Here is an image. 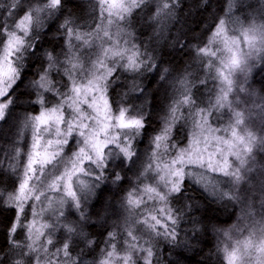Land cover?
<instances>
[{
  "label": "snow or ice",
  "instance_id": "1",
  "mask_svg": "<svg viewBox=\"0 0 264 264\" xmlns=\"http://www.w3.org/2000/svg\"><path fill=\"white\" fill-rule=\"evenodd\" d=\"M73 3L11 0L10 7L0 6V120L14 103V86L23 84L29 54L36 62L31 106H39L20 120L19 136L32 129L23 175L19 171L13 190L4 188L6 200L0 195V264H182L193 259L187 253L205 248L198 264H264V214L256 211L257 205L264 208V17L250 12L235 29L221 18L206 42L179 41L181 51L191 48L195 55L173 75L171 65L139 43L129 26L145 0H84L87 12L95 13L86 20L63 11ZM155 3L148 19L159 34L162 14L171 16L179 0ZM21 5L23 14L15 16ZM232 7L229 0L227 9ZM44 29L52 38L49 47L38 43ZM217 43L224 47L213 51ZM205 57L216 59L204 64ZM120 74L132 82L113 101L110 89ZM148 85L170 86L171 100L141 170L128 176L135 173L137 144H143L138 137L147 127L145 106L157 109ZM197 86L205 94L199 102ZM182 107L193 128L180 147L172 133L189 119L179 114ZM114 152L122 160L110 168ZM186 178L230 201L236 210L232 223H217L206 208L197 215L200 204L193 199L174 204ZM50 192L59 197L56 209L44 206L45 200L52 203ZM37 217L45 221L39 229ZM159 241L169 248L167 260Z\"/></svg>",
  "mask_w": 264,
  "mask_h": 264
},
{
  "label": "trees",
  "instance_id": "2",
  "mask_svg": "<svg viewBox=\"0 0 264 264\" xmlns=\"http://www.w3.org/2000/svg\"><path fill=\"white\" fill-rule=\"evenodd\" d=\"M228 2L229 0H179V5L178 7H175L171 16H165L162 14L160 23L163 27V31L159 34H154L156 23L150 21L148 17L155 12L156 3L155 0H145L144 6L133 11L132 16L129 18V26L134 31L137 41L141 44L147 43L149 50L154 51L157 56L163 58L165 63L171 65L172 74L175 75L182 71L185 68L186 63H190L195 55L191 48L181 51L179 49V41L187 40L197 44L206 42L208 36L211 35L212 30L216 27L217 22L221 18L226 21V26L230 27L233 22L237 23V21H240L235 19L237 16H241L242 20H245L250 12L256 11L258 14L261 12V7L256 5L253 6L250 0H232L233 7L231 11H229L227 9ZM77 3L79 4V7H76ZM239 3L241 5L249 3L252 6H239ZM10 5L11 0H0V6L10 7ZM80 5H85L84 0H75V3L68 4L63 11L65 13L69 11L73 12L80 20H86L95 15V13L87 12V6ZM22 8L23 5H21L20 8L13 10L15 16L23 14ZM2 12L3 10H0V15H2ZM57 15H60V13L58 12ZM15 16L11 19H15ZM0 19H3V17H0ZM51 22V20L48 21V23ZM46 32L47 29H44L38 33L40 36L38 43L42 47H49L52 39L50 35H45ZM1 38L2 34H0V42L2 40ZM210 59L211 57H205L204 64H207ZM191 67L196 69L197 76L200 75L201 79L204 78L202 70L197 65L192 64ZM35 70L36 62H34L33 57L29 54L25 57L24 68L21 72L23 84H20L19 88L14 86L15 90L10 93L14 103L8 106L4 119L0 120V195L4 196L5 200L9 193L4 191V188L7 190H13L15 188L19 178V171L23 165L32 135V129L31 127H28L23 129L24 136H19L20 120L23 114L39 110V106H31V100L35 96V91L31 88L30 82L35 78ZM190 71L192 70L190 69ZM257 78L259 79L260 77L258 76ZM149 79H151V74H148L145 77L144 82L146 85ZM131 82L130 76L127 77L126 74H120V79L117 80L110 89L113 101L119 99L121 92L127 91V85ZM17 83L19 84L20 82L18 81ZM157 87L161 88L159 92H156ZM154 92L155 100L151 101ZM21 93H24L25 95H21ZM28 93H31V95H27ZM147 94L150 101L157 105V109L152 110L149 106H145L147 127L138 137V140H142L143 144H137L138 158L136 160L135 173L129 172L127 173L128 176H132L141 170L147 152L150 151L151 148V137L161 127L160 118L166 113L167 105L171 100L172 90L170 86L161 87V85H156L154 87L153 85H148ZM193 94L194 98L199 97L198 102L205 99L203 86H197ZM51 99L53 98L49 96L50 103L52 102ZM179 114L187 117L189 112L186 108L182 107ZM192 123L193 121L190 118L189 121H179L173 128L172 141L178 146H184L187 139L183 138L186 137V130L191 128L190 126ZM17 148L19 149L20 155H17ZM65 153H68V149L65 150ZM121 160L122 157L114 152L109 160L110 168H116ZM126 167H132L131 162H129ZM145 182L147 183V181ZM220 188L222 191L227 190V185L223 180L220 182ZM185 193H187V197L185 196ZM186 198L199 202L200 211L196 213L197 215H200V212L206 208L208 209L209 216L214 218L218 217V220L216 221L217 223L224 222L230 224L235 218L236 210L233 208L230 201L226 198L221 200L213 197L209 193L203 191L200 186L193 183L190 178H186L184 192L175 197L173 203L177 206H183V202ZM65 211L67 212V209H65ZM256 211L258 214H264V208L259 207V205H257ZM158 245L164 253V259L167 260V253L169 251L168 246L164 244L163 241H159ZM206 251L207 248L201 252L187 253L188 255H192L193 259L191 261H184L182 264H198L199 261L204 259ZM173 259H175L174 254ZM205 264H219V261H205Z\"/></svg>",
  "mask_w": 264,
  "mask_h": 264
},
{
  "label": "rangeland",
  "instance_id": "3",
  "mask_svg": "<svg viewBox=\"0 0 264 264\" xmlns=\"http://www.w3.org/2000/svg\"><path fill=\"white\" fill-rule=\"evenodd\" d=\"M250 2L253 4V6L256 5V6H260V7H261V5L264 4V1H261V0H250ZM240 3H241V2H240ZM240 3H239V6L241 5ZM247 5H248V6H252V5H250L249 3H247V4L244 3V4H242L241 6H247ZM80 6H86V4H85V5H80ZM4 8H8V7L4 6ZM259 15H261L262 17H264V9H261V12H260ZM235 19H237V20H242L241 16H240V17L237 16ZM105 23H107V21H105ZM230 28H232V29L239 28V25H237V23H234V22H233L232 26L230 25ZM112 30L115 31L114 28H113ZM229 35H233V33H229ZM1 39H2V40H1L0 43L3 42V39H4V36H3V35H2V38H1ZM104 47H108V45L105 44ZM217 47H219V48H223L224 45H223V44H220V43H217V44L213 45L212 50L215 51ZM225 55H227V53H225ZM211 59L214 60V59H216V58H215V57H213V58L211 57ZM217 66H218V65H217ZM57 79H59V77H57ZM194 91H195V88H194L193 92H194ZM51 101L54 102V99H51ZM99 106H100L101 112H103V104H102V102H100V105H99ZM187 117H189V114H188ZM189 120H190V117H189L188 121H189ZM190 127H191V128H189V129L186 130L187 134H186V137H184L183 139H187V138H188V135L191 134V131H192V128H193V123H192V125H191ZM206 134H207V133H206ZM31 142H32V135H31V140H30V144H29V147H28V150H27L26 156H25L24 161H23V165L21 166V170H20V175H21V176L23 175L24 164L27 162V155H28V152H29L30 150H32V149H31ZM185 143H186V142H185ZM201 146H202V145H201ZM40 151L43 152L42 149H41ZM65 154H66V153H65ZM67 154H70V153H69V150H68V153H67ZM166 159H170V158H166ZM50 167H52V166H50ZM59 167H60L59 162H57L56 165H55V167H53V171H57V170L59 169ZM18 180H19V178H18ZM42 191H43V189H42ZM48 195L51 197L52 203H51V205H49V201H48V200H45V201H44V206H45V207L49 206L51 209H56L57 206H58V200H59V197H58L55 193H53V192L48 193ZM149 207H151V204H149ZM29 211H31V210H29ZM31 219H32V218H31V215H30V216H29V221H30ZM36 219H37V223H36L35 227H36L37 229H39V228H40V224L43 223V222H45V221H41L39 217H37ZM245 235H246V234H245ZM241 239H243V237H241ZM53 251H54V249H53ZM252 264H255V260H254V259H253V261H252Z\"/></svg>",
  "mask_w": 264,
  "mask_h": 264
}]
</instances>
